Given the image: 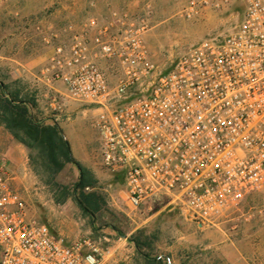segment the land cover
<instances>
[{
  "label": "built area",
  "instance_id": "1",
  "mask_svg": "<svg viewBox=\"0 0 264 264\" xmlns=\"http://www.w3.org/2000/svg\"><path fill=\"white\" fill-rule=\"evenodd\" d=\"M237 3L230 33L192 46L165 73L145 43L146 16L126 23L113 13L91 41L74 35L55 46L44 81L64 90L54 91L50 107L61 112L71 101L100 111L93 126L101 162L123 173L132 210L162 203L218 226L264 193V0H188L182 17ZM99 60L118 63L115 86ZM133 90L139 95L130 98ZM100 257L91 238L68 242L30 218L0 162V264H99Z\"/></svg>",
  "mask_w": 264,
  "mask_h": 264
},
{
  "label": "rangeland",
  "instance_id": "2",
  "mask_svg": "<svg viewBox=\"0 0 264 264\" xmlns=\"http://www.w3.org/2000/svg\"><path fill=\"white\" fill-rule=\"evenodd\" d=\"M187 1L132 0L121 9L109 11L103 25L111 22L113 13L125 16L126 23L146 16L145 43L158 71L165 73L192 46L230 33L240 19L241 5L237 3L226 10L207 11L187 20L182 17ZM99 8L84 0H9L0 8V51L21 61L45 55L54 46L67 43L75 35L76 28L90 17L100 15L104 19L108 11ZM116 30L117 27L112 29L113 32ZM99 65L115 86L122 76L118 63L99 60ZM135 95H139L138 90H133L129 97ZM70 105L76 106L71 119L74 131L69 133L74 157L78 161L82 158L83 165H95L99 176L97 189L106 200L105 216L108 214L110 220L134 230L127 239L114 243L92 239L101 251L99 264H148L129 241L132 234L142 229L147 234L144 241L150 243L146 252L169 258L171 264H226L230 255L248 258L249 264H264V193L247 198L226 222L218 226L200 225L188 220L180 210L167 208L162 203L153 205L155 211H159L155 215L145 212L146 206L132 210L121 174L104 168L100 161V138L93 126L100 111L77 102L69 101ZM48 112L52 114L50 110ZM83 135L88 145L84 155ZM78 179L79 171L71 164L57 176L56 186H48L38 178L39 185L27 190V202L37 208L43 218H49L52 211L48 204L71 192ZM127 214L133 221H126Z\"/></svg>",
  "mask_w": 264,
  "mask_h": 264
},
{
  "label": "crops",
  "instance_id": "3",
  "mask_svg": "<svg viewBox=\"0 0 264 264\" xmlns=\"http://www.w3.org/2000/svg\"><path fill=\"white\" fill-rule=\"evenodd\" d=\"M85 3L91 5L99 6V10H107L108 13L105 14L106 17H90L81 27L76 28L75 35L86 36L88 41H91L93 37L97 34L98 28L104 24V20L107 21L109 11L121 9L125 5L131 4L132 0H84ZM123 9V8H122ZM94 22L97 23L94 26ZM72 37L68 40L66 45L70 44ZM64 44V45H65ZM57 46V45H56ZM55 46L45 55H39L37 57L21 61L15 59L11 54H5L0 51V84H8L13 81H20L25 86V90L32 93L36 98V112L39 114L47 124L56 123L63 131L65 138L69 142L71 152L73 151L70 141V132L74 131V121H72L73 113L76 110V106H68L61 112H55L50 107L51 98L55 95L54 91L64 90L62 83L58 82L51 87L44 81V73L46 68L51 64V60L54 54ZM54 89V90H53ZM48 110H50L49 114ZM68 130V131H67ZM83 145L82 155L85 154L87 148L86 137L83 135ZM85 142V143H84ZM87 145V146H86ZM91 148V145H89ZM73 155V152H72ZM74 157V155H73ZM76 160V158L74 157ZM5 161L7 164V169L9 176L11 178V184L13 188L21 195L25 200L28 215L30 218H38L44 224L49 225V228L53 231L52 233L63 237L66 241L71 242L80 238H99L108 242H116V240H121L123 238L127 239V235L131 234V231L126 225L121 224L119 221L110 220L108 214L105 216V210L100 215L99 219L94 221L89 216L85 215L80 209L76 201L69 198L62 203L57 201H51L48 207L51 209V217L43 218L40 215V211L33 207L29 201L27 202L28 193L27 190L32 188L34 185H39L38 177L33 172L29 163V150L28 148L15 140L11 133L5 129L4 126L0 125V162ZM82 164L83 160H76ZM101 161V157H100ZM83 165V164H82ZM85 168L91 171L95 179L98 180V174L95 172L96 168L93 164L83 165ZM121 174V179L123 178L122 172H117ZM126 198L127 193L124 190ZM104 196V195H103ZM155 203L146 205L145 212L152 213V215L158 214L159 211H155L156 206L153 207ZM113 217L116 216L113 214ZM126 219L128 221L131 216L127 214ZM116 219V218H115ZM133 221L130 219L129 221ZM119 223L121 225H119ZM248 258L242 256L230 255L227 258L226 264H249Z\"/></svg>",
  "mask_w": 264,
  "mask_h": 264
},
{
  "label": "trees",
  "instance_id": "4",
  "mask_svg": "<svg viewBox=\"0 0 264 264\" xmlns=\"http://www.w3.org/2000/svg\"><path fill=\"white\" fill-rule=\"evenodd\" d=\"M25 89L20 81L0 84V125L28 148L30 166L46 185L56 186L57 176L67 165H74L79 171V179L72 191L64 193L57 202L62 203L71 198L85 215L94 221L98 220L106 210V200L97 189V179L74 159L62 129L56 123L47 124L40 118L36 112L35 96ZM146 235V230L142 229L129 238L138 255L148 264H167L152 252H146V249H150L148 240L144 241Z\"/></svg>",
  "mask_w": 264,
  "mask_h": 264
}]
</instances>
